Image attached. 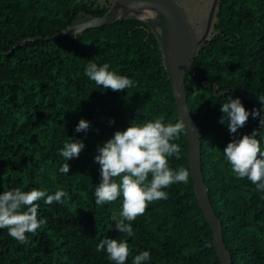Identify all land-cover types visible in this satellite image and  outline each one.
Listing matches in <instances>:
<instances>
[{
  "label": "trees",
  "instance_id": "trees-1",
  "mask_svg": "<svg viewBox=\"0 0 264 264\" xmlns=\"http://www.w3.org/2000/svg\"><path fill=\"white\" fill-rule=\"evenodd\" d=\"M197 40L206 31L213 0H175ZM114 0H0V194L14 188L53 195L62 202L37 201L38 219H47L22 244L0 229V264H113L101 240H126L133 264H220L212 231L197 202L188 166L186 132L173 141L180 159L169 157L172 170L185 168L187 183L163 189L166 200L150 203L144 215L129 222L135 233H119L123 197L95 203L101 183L98 148L131 122L142 125L158 117L177 123L175 96L164 65L159 30L134 15L99 28L59 36L70 28L103 17ZM89 62L132 79L134 86L112 91L84 74ZM187 107L201 130L200 162L211 207L220 222L231 264H264V192L247 178L238 179L223 153L243 135L264 127L249 116L230 134L221 124V105L239 98L249 113L264 104V0H218L207 36L199 44L184 78ZM264 115V113H262ZM89 130L75 131L79 121ZM114 121V123H110ZM85 145L78 158L66 161V143ZM68 163L70 171L61 173ZM151 176H149V180ZM127 222V221H126Z\"/></svg>",
  "mask_w": 264,
  "mask_h": 264
},
{
  "label": "clouds",
  "instance_id": "clouds-1",
  "mask_svg": "<svg viewBox=\"0 0 264 264\" xmlns=\"http://www.w3.org/2000/svg\"><path fill=\"white\" fill-rule=\"evenodd\" d=\"M85 76L97 86L112 91H123L134 86L132 79L109 70V64L98 66L89 62L84 70ZM264 104V97L259 101ZM220 123L225 124L230 134H236L243 128L251 115L259 118V126L264 127V108L253 109L251 113L245 109L241 100L231 99L221 105ZM114 123V121H110ZM89 122L81 119L75 129L77 133H86ZM186 132L185 122L164 123V118L138 125L130 123L124 131H116L113 137L98 148L99 154L94 158L100 165L101 183L96 186L94 196L97 205L110 204L123 197L122 210L119 215L112 213V219L119 233L128 237L135 235L131 224L138 216L144 215L148 205L154 201L166 200L167 189L175 183H187L189 172L185 168L172 170L169 167V157L180 159V145L173 141ZM258 132L243 135L228 143L223 150L232 172L238 179L247 178L258 191L264 192V150L257 139ZM85 145L76 140L66 143L60 155L66 160L78 158ZM70 167L65 163L61 173H68ZM149 176L151 179L149 180ZM46 192L32 189L22 191L19 188L3 191L0 194V229H7L8 235L22 244L27 243L26 233L34 234L47 219H38L37 201L46 196ZM66 195L56 191L47 195L45 203L62 202ZM127 221V222H126ZM97 252L106 251L108 259L113 264H126L129 256V246L126 240L104 239L96 247ZM150 259V253L141 252L135 256L133 264H143Z\"/></svg>",
  "mask_w": 264,
  "mask_h": 264
},
{
  "label": "water",
  "instance_id": "water-1",
  "mask_svg": "<svg viewBox=\"0 0 264 264\" xmlns=\"http://www.w3.org/2000/svg\"><path fill=\"white\" fill-rule=\"evenodd\" d=\"M217 1L218 0H213V3L211 5L207 18V25L204 36L202 37L201 40H197L189 21L187 20L184 12L182 11L181 7L178 5V3L175 0H156L162 18L176 32L182 46V53L177 67L173 71H168L166 67L165 69L168 73V80L171 82L172 90L175 96L177 114L179 118H181L185 122L186 125V141L189 149L188 166L194 184L195 196L199 204V207L206 219V222L208 223L212 231L213 245L217 252V258L220 264H231L230 254L223 243L220 222L213 212L209 200V196L207 194V188L203 182L201 162H200L201 130L193 122L191 118L186 103L187 93L184 88L185 75L188 71L191 70V62L193 60V57L196 53L199 44L201 43L202 40H204V38L207 36L209 32ZM122 3L123 0H114L113 6L103 17L70 28L58 35H55L51 39H57L59 36L62 37L71 36L79 32L99 28L120 17L126 15H134V14H126V15L114 17V14L122 6ZM150 27L155 28L152 26ZM158 28H159V38L163 46V54H164L162 29L161 27Z\"/></svg>",
  "mask_w": 264,
  "mask_h": 264
},
{
  "label": "bare ground",
  "instance_id": "bare-ground-1",
  "mask_svg": "<svg viewBox=\"0 0 264 264\" xmlns=\"http://www.w3.org/2000/svg\"><path fill=\"white\" fill-rule=\"evenodd\" d=\"M126 14H134L150 26L161 27L165 67L168 71H173L178 65L182 46L176 32L162 18L156 0H123L122 6L116 11L114 17Z\"/></svg>",
  "mask_w": 264,
  "mask_h": 264
},
{
  "label": "rangeland",
  "instance_id": "rangeland-1",
  "mask_svg": "<svg viewBox=\"0 0 264 264\" xmlns=\"http://www.w3.org/2000/svg\"><path fill=\"white\" fill-rule=\"evenodd\" d=\"M152 27H155L157 30H159V25H153Z\"/></svg>",
  "mask_w": 264,
  "mask_h": 264
}]
</instances>
